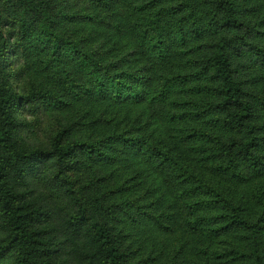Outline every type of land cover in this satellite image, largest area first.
<instances>
[{"label": "rangeland", "instance_id": "obj_1", "mask_svg": "<svg viewBox=\"0 0 264 264\" xmlns=\"http://www.w3.org/2000/svg\"><path fill=\"white\" fill-rule=\"evenodd\" d=\"M50 1L57 21L74 31L83 53L72 56L68 47L54 50L47 36L55 17ZM167 1H14L10 11L21 20V38H9L0 64L7 61L8 70L16 71L24 60L34 86L55 95L35 115L16 111V137L29 148L44 150L49 133L62 123L71 125L73 140L96 145L94 152L77 153L79 188L61 199L64 204L80 199L90 216L105 221L126 264H264V64L247 53L232 59L237 77L252 94L262 167L252 173L239 162L235 174L224 172L213 149L215 139L237 134L211 121L218 116L214 110L202 113L215 94L199 95L187 81H178L164 97L157 89L161 73L182 77L194 71L188 61L205 54L206 43L216 39L209 33L213 0H193L180 11L174 20H181L185 40L172 35L167 52L175 55L159 61L144 51L148 46H137L135 35L162 26L159 19L174 10L169 6L179 4ZM234 1L240 19L249 24L251 40L264 47V0ZM189 7L203 21L198 35L190 27ZM32 27L36 31L24 35ZM112 74H123L133 85L121 98L114 92L102 94L96 85ZM151 144L169 149L172 160L153 157ZM193 174L240 205L243 215L258 223L257 233L212 231L218 215L214 196L195 189ZM195 203L192 212L188 205ZM200 216L199 230L186 225L185 218Z\"/></svg>", "mask_w": 264, "mask_h": 264}, {"label": "trees", "instance_id": "obj_2", "mask_svg": "<svg viewBox=\"0 0 264 264\" xmlns=\"http://www.w3.org/2000/svg\"><path fill=\"white\" fill-rule=\"evenodd\" d=\"M14 1L0 0V61L8 54L9 38H21V20L10 11ZM176 1L178 5H171ZM167 2L174 10L171 13L165 10L169 15L159 19L162 26L152 25L148 31L135 35L137 46H148L144 51L159 61L171 57L167 48L172 35H180L181 40H185L186 32L183 25H179L181 20L174 19L184 7L193 4V0ZM213 5L214 16H208L213 24L209 33H215L216 39L206 43L208 49H202L205 54L199 53L198 59L188 61L195 67L194 71H186L182 77L161 73L157 89L164 97L178 81L179 84L187 81L195 86L192 88L199 95L214 93L216 98L207 102L208 107L202 113L214 110L218 116L211 121L237 134L227 140L215 139L213 149L221 169L235 174V168L242 162L252 173H258L263 162L258 152L260 137L254 123V102L244 81L237 77L232 59L247 53L264 64V47L251 40L249 24L240 19L234 0H213ZM53 6L55 8L50 1L49 7ZM189 8L193 18L190 27L198 35L203 24L201 15L197 16L193 8ZM46 11L49 13L50 9ZM56 17L49 23L51 29L47 34L54 50L68 47L72 56L83 53L74 31L62 27ZM27 31L24 35L36 30L32 27ZM29 68L24 60L16 71L8 70L7 61L0 64V261L7 259L5 264H126L125 254L109 225L95 215L90 216L82 200L64 204L61 199V196H74L79 188L77 153L83 149L94 152L96 145L73 140L71 125L62 123L49 133L48 148L44 150L29 148L16 137L19 126L16 111L35 115L55 96L34 86ZM126 81L128 78L123 74H112L105 80L101 77L96 85L102 94L114 92L121 98L123 93L130 92L127 87H133ZM148 147L153 157L172 160L169 149L154 144ZM192 177L195 189L214 196L211 203L217 207L218 215L213 220L214 227H209L212 231L219 234L244 229L257 233L258 223L247 219L240 205L208 182L194 174ZM188 206L192 212L197 208L196 203ZM185 223L195 231L203 226L201 216L185 218Z\"/></svg>", "mask_w": 264, "mask_h": 264}]
</instances>
